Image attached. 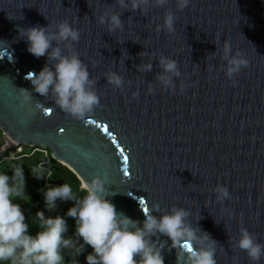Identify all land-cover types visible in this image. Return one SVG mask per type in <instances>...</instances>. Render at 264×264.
Listing matches in <instances>:
<instances>
[{
  "label": "water",
  "instance_id": "95a60500",
  "mask_svg": "<svg viewBox=\"0 0 264 264\" xmlns=\"http://www.w3.org/2000/svg\"><path fill=\"white\" fill-rule=\"evenodd\" d=\"M169 9L177 17L175 34L156 33ZM105 11L121 14L123 32L109 34L98 23ZM65 19L80 30L74 49L100 96L101 106L84 121L66 116L26 79L39 74L47 57L30 54L18 29ZM226 39L232 54L239 49L249 60L235 87L221 71ZM140 52L177 60L181 77L174 83L196 86L183 95L178 87L176 93L161 90L158 59L151 72H138L136 66L149 62ZM108 72L124 78L123 90L108 85ZM150 84L156 85L152 95ZM20 89L32 93L30 104H23ZM36 103L53 109L51 115ZM0 130L16 144L48 149L81 184L101 178L105 198L141 227L143 207L159 203L162 211L152 213L158 218L182 207L191 213L187 223L217 242V264H253L229 238L239 239L244 227L264 244V0H190L181 12L169 0L147 15L121 9L116 0H0ZM217 185L232 199L218 203ZM159 240L171 245L165 236ZM162 255L164 264H177L176 249L166 247Z\"/></svg>",
  "mask_w": 264,
  "mask_h": 264
},
{
  "label": "clouds",
  "instance_id": "9594fccd",
  "mask_svg": "<svg viewBox=\"0 0 264 264\" xmlns=\"http://www.w3.org/2000/svg\"><path fill=\"white\" fill-rule=\"evenodd\" d=\"M116 3L126 11L139 10L141 15H147L149 9L164 8L169 0H116ZM189 4L190 0H176V11H183ZM96 19L100 25H107L109 34L124 31L120 13L105 11ZM176 21L174 12L167 10L163 22L156 25L155 32L175 34ZM18 31L19 37L28 44L27 51L30 54L37 59L47 57V63L39 74L30 72L26 76L33 90L45 98L51 96L55 107L73 120L84 121L92 115L101 106L100 96L95 88L97 82L89 78L87 65L74 49V44L80 39V30L65 19L54 27L51 24L46 27L36 25ZM215 41L218 43V37ZM53 42H56V46H53ZM60 44L64 45L63 49ZM232 52V44L226 39L220 55V59L225 62L221 71L235 87V77L249 66V60L239 49L234 54ZM138 55L149 59V62L136 66V70L141 73L151 72V61L158 59L160 72L155 80L161 90L176 93L178 87L179 94L183 95L188 87L196 86L182 81L178 86L174 83V80L181 77L177 60L163 54L157 57L155 54L149 56L147 52H140ZM215 56L216 53L211 54L212 58ZM106 79L114 90H123L125 87L124 78L116 72L106 73ZM155 87L156 85L150 84L147 94L152 95ZM19 94L23 104L32 102L30 91L20 89ZM138 97L139 92H134L132 98ZM35 108L45 117L50 116L53 111L41 103H36ZM11 159L15 160L16 157L12 156ZM30 171L38 180L52 176L44 162L32 167ZM12 173L11 177L0 173V264H65L64 250H70L72 264H78L76 258L85 251L86 246L93 250L86 256L87 264H164L162 252L166 247L169 252L176 249L177 264H217V242L207 232L187 223L191 215L188 210L172 206L169 212L158 218L152 213L162 210L159 203H154L150 207L141 208L145 217L141 227L140 221L117 212L115 205L105 198L107 189L105 182L99 177L81 185V191L86 193L82 198L67 183L59 187H48L44 192L48 211L55 210L57 200L75 202L67 216L75 220L76 239L65 238L68 227L64 218H46L41 211L35 217L41 230L31 235L24 211L15 202L29 199L25 195L23 166H15ZM212 191L218 203L232 199L226 186L217 185ZM140 203L143 204V200ZM233 215L230 212L229 218ZM159 236L167 237L171 245H167V241H160ZM152 237L157 239L154 241ZM229 244L233 249L245 252L253 264H259L264 257V244L258 243L255 235L244 227L239 228V239L230 237Z\"/></svg>",
  "mask_w": 264,
  "mask_h": 264
},
{
  "label": "trees",
  "instance_id": "16d2710c",
  "mask_svg": "<svg viewBox=\"0 0 264 264\" xmlns=\"http://www.w3.org/2000/svg\"><path fill=\"white\" fill-rule=\"evenodd\" d=\"M2 136V131L0 130V137ZM42 157L40 154H35L29 158H20L13 161H5L0 164V173L7 174L9 177L13 175L12 170L15 166H23L24 177H25V195L29 197L26 200H17L16 203L21 205L24 211L26 222L29 223V234L35 235L41 229L39 228L38 222L35 221L36 213L38 211L44 212L46 218H55L60 216L65 219L66 223L68 221L67 212L70 208L75 206L74 201H56V208L53 211H48L44 202V192L47 190L44 179H36L31 173V168L38 165L41 162ZM52 171V176L48 179L51 184L63 185L64 183L69 184L74 193L79 197H83L86 193L81 191V181L78 179L77 175L72 172L68 167L62 165L61 163L52 160L50 164ZM82 243V241H81ZM70 250L64 253L65 264H72V258L70 255ZM92 249L89 246L85 247V251L78 256L76 259L78 264H87L86 256L92 253Z\"/></svg>",
  "mask_w": 264,
  "mask_h": 264
},
{
  "label": "built area",
  "instance_id": "2783aa9c",
  "mask_svg": "<svg viewBox=\"0 0 264 264\" xmlns=\"http://www.w3.org/2000/svg\"><path fill=\"white\" fill-rule=\"evenodd\" d=\"M35 154H40L42 157L41 162H44L45 167L51 170L50 164L54 159L48 149L16 144L10 137L2 133V136L0 137V164L5 161H13V159H11L12 156H15V160H17L20 158H29ZM41 162H39L38 164H40ZM44 182L47 187L60 186L58 184H51L47 176H45Z\"/></svg>",
  "mask_w": 264,
  "mask_h": 264
},
{
  "label": "rangeland",
  "instance_id": "374dc122",
  "mask_svg": "<svg viewBox=\"0 0 264 264\" xmlns=\"http://www.w3.org/2000/svg\"><path fill=\"white\" fill-rule=\"evenodd\" d=\"M67 227H68V231L65 233V238H72V239H76L75 237V220L71 217H68V221H67ZM68 250H64V253H67Z\"/></svg>",
  "mask_w": 264,
  "mask_h": 264
},
{
  "label": "snow or ice",
  "instance_id": "6c2138e0",
  "mask_svg": "<svg viewBox=\"0 0 264 264\" xmlns=\"http://www.w3.org/2000/svg\"><path fill=\"white\" fill-rule=\"evenodd\" d=\"M104 131H107V128H105ZM125 162H127V158H125Z\"/></svg>",
  "mask_w": 264,
  "mask_h": 264
}]
</instances>
